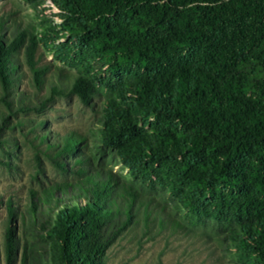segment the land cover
<instances>
[{
	"label": "trees",
	"instance_id": "16d2710c",
	"mask_svg": "<svg viewBox=\"0 0 264 264\" xmlns=\"http://www.w3.org/2000/svg\"><path fill=\"white\" fill-rule=\"evenodd\" d=\"M28 1L35 9L44 2ZM51 1L63 32L46 29L43 38L65 37L90 67L70 96L92 108L98 83L109 88L102 152L112 150L131 179L85 167L81 135L69 134L63 145L42 136L48 150L56 149L58 168L78 179L54 184L33 202L35 236L23 244L8 202V264H16L20 247L21 264L44 256L52 264H105L110 246L140 220L176 232L212 227L239 258L264 264V0ZM22 49L37 87L44 85L38 38L25 29L10 43L0 38L5 91ZM63 157L74 158L70 168ZM153 195L167 198L180 217L156 211Z\"/></svg>",
	"mask_w": 264,
	"mask_h": 264
},
{
	"label": "rangeland",
	"instance_id": "374dc122",
	"mask_svg": "<svg viewBox=\"0 0 264 264\" xmlns=\"http://www.w3.org/2000/svg\"><path fill=\"white\" fill-rule=\"evenodd\" d=\"M63 25L62 13L51 0H44L37 9L28 0H0V38L10 43L19 30L32 31L39 42L40 66L48 68L44 85L37 87L22 49L13 56L18 69L11 89L5 91L0 81V264H8L6 232L11 225L8 202H12L17 212L13 226L16 238L23 244L35 236V229L29 226L33 202L42 199L43 191L54 184L78 179L72 172L58 168L54 157L56 149L48 150L49 143L63 145L69 134L81 135L85 138L81 158L90 160L85 167L90 171L111 170L131 179L112 150L102 152L100 119L109 88L98 83L100 94L92 108L84 106L76 96H70L74 80L90 67L84 58L69 50L72 44L65 37L43 38L46 29L62 33ZM54 88L65 94L54 95ZM5 100L12 105L11 109ZM21 107L45 108L43 112L23 113L19 111ZM44 135L48 136L49 143H41ZM73 159L59 160L69 163L70 168ZM153 198L156 211L163 208L165 215L180 217L167 198L156 195ZM188 228L176 232L170 227L161 228L157 221L146 228L140 220L110 246L105 264H251L239 258L236 246L227 247L223 235L212 227ZM21 256L20 247L16 264H21ZM35 264H52L51 257L44 256Z\"/></svg>",
	"mask_w": 264,
	"mask_h": 264
}]
</instances>
